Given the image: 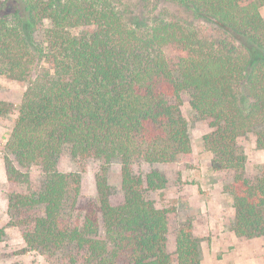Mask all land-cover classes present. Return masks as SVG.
I'll use <instances>...</instances> for the list:
<instances>
[{
    "label": "trees",
    "instance_id": "16d2710c",
    "mask_svg": "<svg viewBox=\"0 0 264 264\" xmlns=\"http://www.w3.org/2000/svg\"><path fill=\"white\" fill-rule=\"evenodd\" d=\"M167 5L187 14L173 16ZM264 0H1L0 77L23 82L2 157L9 225L25 245L70 252L74 264H200L189 226L166 249L167 211L145 191L166 187L147 166L190 154L180 92L209 119L203 136L211 167L233 172L225 189L231 230L264 236V171L243 174L240 137L264 150ZM171 47L174 54L165 50ZM0 101V115L13 113ZM67 150L81 167L98 161L96 201L65 211L80 192L76 174L60 172ZM120 164V197L107 183ZM36 167L34 186L20 168ZM4 231L0 229V242Z\"/></svg>",
    "mask_w": 264,
    "mask_h": 264
},
{
    "label": "rangeland",
    "instance_id": "374dc122",
    "mask_svg": "<svg viewBox=\"0 0 264 264\" xmlns=\"http://www.w3.org/2000/svg\"><path fill=\"white\" fill-rule=\"evenodd\" d=\"M1 1V0H0ZM173 16L186 19L187 14L174 5H167ZM264 20V5L260 7ZM168 47L165 52L174 54ZM25 84L6 77H0V101L13 106L14 112L0 115V229L4 237L0 242V264H74L70 262V252L54 254L29 249L16 228L9 225L7 215V190L3 155L9 137L15 110L18 107ZM191 91L180 92L179 111L186 122L191 152L178 162L155 164L152 166L135 163L137 174L150 169L162 173L167 184L159 191H145V197L159 209L167 211L168 234L166 249L174 251V236L182 226H189L192 237L198 244L200 264H264V236L247 239L237 237L231 230L234 211L232 200L225 187L231 183L233 172L211 167L212 154L206 148L203 136L212 129L209 119L195 113L190 106ZM245 155L243 174L253 179L264 171V150L256 148L253 134L242 136L237 141ZM98 161H88L81 167L65 150L57 168L60 172L76 174L80 179V192L65 205L67 214H82L85 206L96 201L95 177L99 171ZM27 173L31 183L37 186L42 178L36 167L20 168ZM107 183L112 190V198L120 197V164L112 161L106 173Z\"/></svg>",
    "mask_w": 264,
    "mask_h": 264
}]
</instances>
